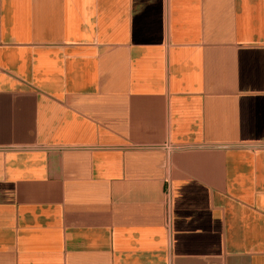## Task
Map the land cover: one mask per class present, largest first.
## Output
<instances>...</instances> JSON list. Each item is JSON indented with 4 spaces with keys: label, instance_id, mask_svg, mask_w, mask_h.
I'll list each match as a JSON object with an SVG mask.
<instances>
[{
    "label": "crops",
    "instance_id": "crops-1",
    "mask_svg": "<svg viewBox=\"0 0 264 264\" xmlns=\"http://www.w3.org/2000/svg\"><path fill=\"white\" fill-rule=\"evenodd\" d=\"M0 264H264V0H0Z\"/></svg>",
    "mask_w": 264,
    "mask_h": 264
}]
</instances>
